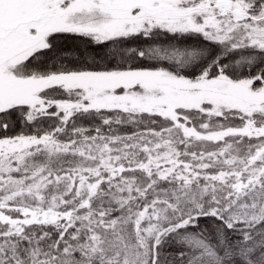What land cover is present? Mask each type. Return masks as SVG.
I'll return each instance as SVG.
<instances>
[{"label":"snow or ice","instance_id":"1","mask_svg":"<svg viewBox=\"0 0 264 264\" xmlns=\"http://www.w3.org/2000/svg\"><path fill=\"white\" fill-rule=\"evenodd\" d=\"M0 264H264V0H0Z\"/></svg>","mask_w":264,"mask_h":264}]
</instances>
